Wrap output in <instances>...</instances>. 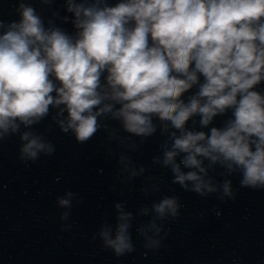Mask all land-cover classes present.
Masks as SVG:
<instances>
[{"label": "clouds", "instance_id": "clouds-1", "mask_svg": "<svg viewBox=\"0 0 264 264\" xmlns=\"http://www.w3.org/2000/svg\"><path fill=\"white\" fill-rule=\"evenodd\" d=\"M38 3L17 0V19L0 18V144L18 137L28 165L55 154L52 124L81 145L104 134L118 182L144 201L133 212L121 190L114 221L102 217L92 241L116 259L139 252L137 241L145 257L165 246L184 204L171 186L150 199L165 184L157 166L205 199L234 201L229 177L264 191V0ZM152 138L156 154L138 164ZM74 202L71 190L56 197L62 232L76 227Z\"/></svg>", "mask_w": 264, "mask_h": 264}]
</instances>
